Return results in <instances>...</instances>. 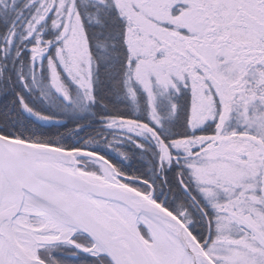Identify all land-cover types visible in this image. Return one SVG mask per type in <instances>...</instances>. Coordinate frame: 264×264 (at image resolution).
Instances as JSON below:
<instances>
[{
    "label": "snow or ice",
    "instance_id": "1",
    "mask_svg": "<svg viewBox=\"0 0 264 264\" xmlns=\"http://www.w3.org/2000/svg\"><path fill=\"white\" fill-rule=\"evenodd\" d=\"M0 264H264V0H0Z\"/></svg>",
    "mask_w": 264,
    "mask_h": 264
}]
</instances>
